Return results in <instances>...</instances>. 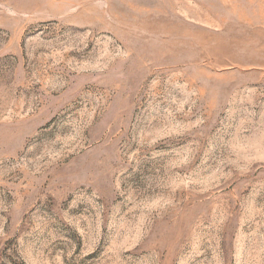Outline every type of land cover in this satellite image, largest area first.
<instances>
[{
  "label": "rangeland",
  "instance_id": "rangeland-1",
  "mask_svg": "<svg viewBox=\"0 0 264 264\" xmlns=\"http://www.w3.org/2000/svg\"><path fill=\"white\" fill-rule=\"evenodd\" d=\"M0 264H264V0H0Z\"/></svg>",
  "mask_w": 264,
  "mask_h": 264
}]
</instances>
